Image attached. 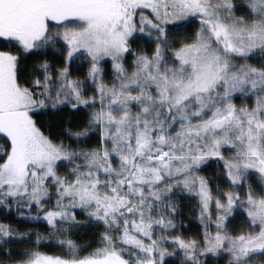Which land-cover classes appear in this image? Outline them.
I'll return each mask as SVG.
<instances>
[{"label":"rangeland","instance_id":"obj_1","mask_svg":"<svg viewBox=\"0 0 264 264\" xmlns=\"http://www.w3.org/2000/svg\"><path fill=\"white\" fill-rule=\"evenodd\" d=\"M11 14L15 19L27 16L30 22L0 26V38L24 51L61 40L67 47L63 77L68 76L71 62L80 55L93 62L95 72L100 63L111 62L113 71L121 74L131 40L145 39L153 47V54L139 56L145 62L148 78L156 76L157 98L168 103L171 110L195 101L201 130L209 141H214L205 151L207 155L220 151L214 139L218 131L226 129L225 136L235 133L234 139L224 141L234 157L226 171L230 187L252 173L262 189L261 196L251 189L241 198L230 195L224 206L215 208L214 216L219 220L206 239L211 247L208 251L213 258L226 257L229 264H264V152L260 147L264 136V71L256 72L247 62L238 61L264 50V0H0L1 17ZM192 19L191 29L198 26L195 41L179 44L172 52L169 43L176 42L177 31L168 32L171 42L163 28ZM25 25L34 28L22 27ZM161 39L163 44L157 45ZM38 95L31 96L17 85L15 57L0 50V133L11 144L0 172V202L11 197L28 208L36 206L40 219L52 226L69 215L74 203L96 206L103 217L120 212L126 206L124 199L97 190L98 182L108 188L121 185L111 175L116 172L112 165L97 163L101 173H89V179L79 174L72 177L70 171L56 175V165L65 156L58 145L42 135L30 116V110L39 104ZM115 98L116 92L112 91L102 107L100 133L104 143L116 138L120 145L114 153L118 156L154 154L143 129L130 135V119L116 106ZM195 127L185 123L180 129L190 132ZM172 133L174 137L177 130ZM170 151L174 155L175 148L170 146ZM170 151L157 154L156 161L164 162ZM102 155L107 157L109 151L104 149ZM130 165L131 171L149 183H157L160 170L168 168V164L146 161H130ZM197 179V194L206 210L211 196ZM49 200L54 208L44 210ZM236 203L239 206L235 209ZM231 207L236 214H229ZM118 240L133 249V264H156L157 243L147 224H124ZM24 264L128 262L109 250L78 261L37 256Z\"/></svg>","mask_w":264,"mask_h":264},{"label":"trees","instance_id":"obj_2","mask_svg":"<svg viewBox=\"0 0 264 264\" xmlns=\"http://www.w3.org/2000/svg\"><path fill=\"white\" fill-rule=\"evenodd\" d=\"M191 22L193 19L163 28L171 42L168 32L177 31L176 42L169 43L172 52L179 44L195 41L198 26L191 29ZM162 44V39L157 42V45ZM129 45L121 74L113 71L111 62L100 63L95 72L93 62L80 55L71 62L68 76L63 77L67 47L61 40H52L48 47L37 46L35 50L24 51L17 44L0 38V50L15 57L17 85L31 96L39 94L38 106L29 112L35 126L64 153L65 158L56 165V175L70 171L72 177L79 174L80 178L89 179V173H101L97 163L105 167L112 165L116 172L111 175L121 181V185L108 188L98 182L97 190L108 196L116 193L126 201L120 212L106 217L96 206L74 203L75 208L69 215L52 226L37 215L38 207L28 208L9 197L4 203L0 202V264H24L37 256L78 261L109 250L133 264V249L120 244L118 238L124 224L136 222L147 224L152 230L157 243L156 264H229L226 257L213 258L208 251L211 247L206 239L219 220L214 210L224 206L230 195L241 198L249 189L261 196L258 179L250 173L247 180L230 187L226 171L234 157L224 141L234 139L235 133L225 136L226 129L218 131L214 139L220 151L205 154L214 141H209L201 130L195 101L177 110L161 102L156 96V76L148 78L145 62L142 63L139 56L142 53L151 56L153 47L142 37L132 39ZM52 46H56L55 50ZM238 61H245L254 71L262 72L264 50ZM112 91L116 92V106L130 119V135L135 136L143 129L152 142L154 154L118 156L114 153L120 145L116 138L104 143L100 133L102 107ZM245 101L248 104L249 101ZM185 123L196 127L190 132L180 129ZM173 129L177 130L174 137L171 136ZM170 146L175 148L174 155ZM260 147L264 152V136ZM10 149V141L0 133V172ZM104 149L109 151L107 157L102 155ZM168 151L170 155L164 162L156 161L157 154ZM130 161L168 164V168L160 170L157 183H149L130 170ZM197 178L206 185L211 196L206 210L197 194ZM47 203L43 205L44 210L54 208L52 200ZM238 206L236 203L235 209ZM235 209L231 207L229 214H236Z\"/></svg>","mask_w":264,"mask_h":264},{"label":"flooded vegetation","instance_id":"obj_3","mask_svg":"<svg viewBox=\"0 0 264 264\" xmlns=\"http://www.w3.org/2000/svg\"><path fill=\"white\" fill-rule=\"evenodd\" d=\"M15 16L14 15H0V26H10V25H23L25 23H29L30 21H28V17L27 16H20L18 19H15L14 18ZM22 27H30V28H34V26H28V25H25V26H22Z\"/></svg>","mask_w":264,"mask_h":264}]
</instances>
